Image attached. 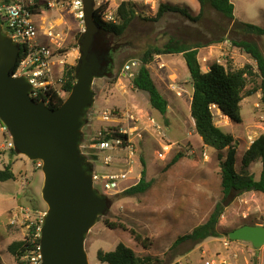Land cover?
<instances>
[{"label":"rangeland","instance_id":"obj_1","mask_svg":"<svg viewBox=\"0 0 264 264\" xmlns=\"http://www.w3.org/2000/svg\"><path fill=\"white\" fill-rule=\"evenodd\" d=\"M34 1L42 5L41 9H36L39 12L36 20L43 41L56 48L64 60L65 71L68 65H76L80 57L78 40L85 23L76 16L69 0ZM122 1L109 0L107 10L117 11ZM125 1L135 3L138 17L123 35L109 38L118 62L106 77L95 81L96 102L83 129L86 138L84 151L99 173L128 170L127 151L105 152L90 148V145L97 141L100 130L113 124L100 115L101 110L111 108L118 113L134 114L140 118V126L132 128L135 147L133 153L129 151L133 169L129 176L142 178L145 168L150 187L134 195L123 191L108 196L112 200L111 208L87 238L90 263L107 264L99 260L98 250L112 251L123 242L137 255L151 257L152 264H205L208 258L217 254L231 259L233 251L240 253L239 264H264V245L256 248L250 241L232 240L228 235L242 223L264 225V194L256 191L236 197L225 209L218 226L220 236L209 237L198 244L190 241L175 244L178 237L206 222L223 198L219 151L207 146L196 130L191 115L193 83L183 54L157 55L150 65L156 84L169 100L166 114L153 108L146 91L133 87L141 55L150 46L162 47L172 38L179 39L200 46L198 57L204 71L209 70L214 62L238 69L246 64L256 67L257 63L250 53L234 45L232 40L256 42L264 52V36L232 32L226 34L224 40L215 42L222 37V28L229 22L212 8H208L197 21L176 12H168L159 20L156 18L161 3L188 7L190 13L197 16L201 10L198 0ZM233 2L236 19L264 27V0ZM51 31L53 36H49ZM132 61L138 64L127 72L126 65ZM251 79L247 90L260 82L256 76ZM68 95L66 93L64 99ZM214 113L216 123L239 142L237 168L240 170L243 154L250 147V136L256 139L264 134L262 93L258 91L244 98L241 123L233 122L217 107H214ZM122 120L125 117L116 121ZM4 126L0 120V168L13 163L18 179L0 181V255L3 264H18L8 250L9 245L29 235L32 225L42 221L48 205L42 196L43 164L38 166L39 160L31 161L25 155L13 154L12 149L2 150V144L9 137ZM180 152L184 155L173 163ZM106 154L113 157L110 165L104 163ZM92 155L97 158L93 159ZM250 168L260 178L261 163L253 162ZM106 221L114 226H109ZM136 234L141 236V241L137 240ZM145 239L148 246L143 243ZM225 240L232 241L230 248L224 246ZM236 261L232 259L231 264H237ZM40 263L39 254L34 255L31 264Z\"/></svg>","mask_w":264,"mask_h":264},{"label":"water","instance_id":"obj_2","mask_svg":"<svg viewBox=\"0 0 264 264\" xmlns=\"http://www.w3.org/2000/svg\"><path fill=\"white\" fill-rule=\"evenodd\" d=\"M83 1L85 28L78 40L76 82L58 108L34 100L28 79L13 76L20 45L0 19V120L20 154L43 162L42 196L48 210L40 228V264H91L87 238L111 208L108 196L95 185V164L84 151L83 129L96 102L95 81L112 70L113 55L97 46V1ZM229 237L261 248L264 225L245 224Z\"/></svg>","mask_w":264,"mask_h":264},{"label":"trees","instance_id":"obj_3","mask_svg":"<svg viewBox=\"0 0 264 264\" xmlns=\"http://www.w3.org/2000/svg\"><path fill=\"white\" fill-rule=\"evenodd\" d=\"M13 1L3 0L2 4ZM198 1L201 10L197 16H193L188 7L161 3L157 10L156 18L159 20L168 12H176L197 21L205 15L208 8H212L229 22V24L224 25L222 28V37L216 39L215 42L224 40L226 34L228 35V33L231 34L232 32L264 36L263 26L236 19L233 0ZM107 7L108 5L104 4L95 9V18L100 27L97 46L105 50L111 47L109 38L123 35L134 19L138 17L135 3L124 0L117 11L119 22L109 23L103 19V14L107 10ZM32 8L34 10L41 9L42 5L36 3ZM1 21L4 23L3 19ZM232 43L251 54L257 63V71L255 70L256 67L251 64L234 69L219 62L212 63L209 70L204 71L198 57L200 46L172 38L162 47L150 46L145 50L141 55L139 70L133 77V87L146 91L149 94L150 103L153 108L162 114H166L169 108V100L156 84L150 65L157 55L183 54L193 83L191 115L194 118L196 130L207 146L219 151L218 160L222 179L223 198L216 204L208 220L194 227L191 232L178 237L176 245L184 241L198 244L209 237L220 236L221 233L218 228L220 220L225 209L236 197L251 191L264 194V134L257 137L255 142L245 151L242 157V168L238 170L237 155L239 142L232 133L223 129L215 121L214 107L220 109L233 122L241 123L243 121L242 102L246 96L261 91L262 101L264 102V52L253 41L233 39ZM255 76L260 78L259 84L255 85L253 89L247 90L252 80L251 78ZM65 77V90L70 93L76 82L75 65H68ZM63 102L64 99L58 98L57 103L51 104L50 107L58 108ZM113 136L118 137L120 133L115 132ZM107 138L111 137L107 136ZM224 151L226 153H223ZM11 152L13 154H20L15 148ZM183 155L181 152L178 153L172 162L176 163ZM92 158L96 159L97 156L92 155ZM253 162H260L262 165L260 178H257L251 171L250 167ZM146 174L147 172L144 168L139 183L125 190V193L127 195H134L148 190L150 183L146 181ZM12 179L17 180L18 174L14 170L13 163H7L3 168H0V181ZM109 202L112 204L111 198H109ZM106 222L109 226H114L113 223ZM245 224L249 223H242L234 229ZM41 226L42 221L38 222V224H33L29 235L25 239L13 241L9 245L8 250L15 260H17L18 264H31L34 255L39 254L41 241L39 227ZM136 238L141 241L139 234H136ZM146 240L143 243L145 246H148ZM98 258L101 262L107 264H152L151 257L137 255L132 248L123 242L119 243L116 249L112 251L99 249ZM0 264H3L1 255Z\"/></svg>","mask_w":264,"mask_h":264},{"label":"built area","instance_id":"obj_4","mask_svg":"<svg viewBox=\"0 0 264 264\" xmlns=\"http://www.w3.org/2000/svg\"><path fill=\"white\" fill-rule=\"evenodd\" d=\"M96 1L97 7H100L109 0ZM69 3L76 16L84 21V1L69 0ZM35 5L36 3L34 0H14L11 3H1L0 19L4 20V28L9 31L13 39L20 45L18 61L12 71L13 76L26 77L32 86L30 91L31 97L36 101H44L46 105L50 107L51 104L57 103L58 98L64 99L65 94L68 93L65 90L66 70L64 71L63 68L64 60L61 55L58 54L56 48L53 47L51 43L43 41L40 27L36 20L39 12L32 8ZM117 11L111 9L107 10L103 15V19L109 23H118ZM49 36H53L52 31L49 32ZM137 64V61L127 63L125 70L131 72ZM102 114L105 120L112 121L113 124H109L105 129L99 131L97 141L90 145V148H97L105 152L125 150L129 153L125 158L129 166L126 171L104 174L99 173L98 170L95 169V185H97L104 194L111 196L136 185L141 179L139 177L130 178L129 176V174L133 172L132 163H130V161H132L130 152L133 153L132 149L134 151L135 147V139H132V128H136L138 125L140 126V118L130 113H118L111 108L101 110L100 115ZM124 117L125 120L116 121L120 118L124 119ZM122 122L125 124L117 125V123ZM3 130L9 134V137L2 144V150L15 148L14 140L7 127L4 126ZM115 132H119L120 136L114 137L113 134ZM107 136L111 138H107ZM138 137L141 136H137L136 138ZM256 139L250 136L249 146H251ZM113 161L111 154L105 155L104 163L106 165H110ZM42 164L43 162L39 160L38 166ZM102 185H104V189ZM40 228L41 227H39V231ZM231 242L230 240H225L224 246L230 248ZM39 257L41 259L40 247ZM236 257L237 254L235 251L232 252L231 259L217 254L216 256L208 258L205 264H231V260Z\"/></svg>","mask_w":264,"mask_h":264},{"label":"flooded vegetation","instance_id":"obj_5","mask_svg":"<svg viewBox=\"0 0 264 264\" xmlns=\"http://www.w3.org/2000/svg\"><path fill=\"white\" fill-rule=\"evenodd\" d=\"M114 49L115 48H112V47L107 49V50H110L112 52V55H113L112 59H110L112 69H114L117 66V62H118L117 59H115V57H114V51H113Z\"/></svg>","mask_w":264,"mask_h":264},{"label":"crops","instance_id":"obj_6","mask_svg":"<svg viewBox=\"0 0 264 264\" xmlns=\"http://www.w3.org/2000/svg\"><path fill=\"white\" fill-rule=\"evenodd\" d=\"M249 148V147H248ZM236 254H237V257L236 258H233V260H237L236 263L239 264V258H240V253L235 251Z\"/></svg>","mask_w":264,"mask_h":264},{"label":"clouds","instance_id":"obj_7","mask_svg":"<svg viewBox=\"0 0 264 264\" xmlns=\"http://www.w3.org/2000/svg\"><path fill=\"white\" fill-rule=\"evenodd\" d=\"M65 100V99H64Z\"/></svg>","mask_w":264,"mask_h":264}]
</instances>
